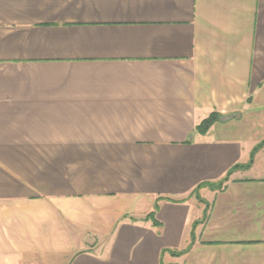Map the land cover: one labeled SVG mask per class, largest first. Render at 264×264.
<instances>
[{"label":"crops","instance_id":"0c3cea01","mask_svg":"<svg viewBox=\"0 0 264 264\" xmlns=\"http://www.w3.org/2000/svg\"><path fill=\"white\" fill-rule=\"evenodd\" d=\"M263 143L264 0H0V264H264Z\"/></svg>","mask_w":264,"mask_h":264},{"label":"trees","instance_id":"16d2710c","mask_svg":"<svg viewBox=\"0 0 264 264\" xmlns=\"http://www.w3.org/2000/svg\"><path fill=\"white\" fill-rule=\"evenodd\" d=\"M219 114H217V113H212L209 117H207L205 120H203L198 126H197V132L198 133H200V134H202V135H205V134H207L208 133V131L211 129V127L218 121V119H219ZM264 144V143H263ZM263 144H260L259 146H257V151L260 149V147H262V145ZM226 181H228L227 180V178H225L222 182H220L219 184L220 185H223V183H225ZM156 209L157 208H155V210L153 211V212H151V214H149V218L148 219H151V218H154V216H155V212H156ZM206 217H207V211L205 212V214H204V219L203 220H205L206 219ZM200 222H196L195 223V226L196 225H198ZM191 237L192 238H194L195 237V233H194V230L192 231V233H191ZM191 246H192V244L189 246V249L191 248ZM183 253H185V252H172V255H174V256H180V255H182Z\"/></svg>","mask_w":264,"mask_h":264},{"label":"water","instance_id":"95a60500","mask_svg":"<svg viewBox=\"0 0 264 264\" xmlns=\"http://www.w3.org/2000/svg\"><path fill=\"white\" fill-rule=\"evenodd\" d=\"M232 117L231 116H225V117H222L221 120H228V119H231Z\"/></svg>","mask_w":264,"mask_h":264},{"label":"rangeland","instance_id":"374dc122","mask_svg":"<svg viewBox=\"0 0 264 264\" xmlns=\"http://www.w3.org/2000/svg\"><path fill=\"white\" fill-rule=\"evenodd\" d=\"M259 162H260V161L258 160V157H257V164H258ZM260 164H262V165H263V164H264V162H263V161H261V162H260Z\"/></svg>","mask_w":264,"mask_h":264}]
</instances>
